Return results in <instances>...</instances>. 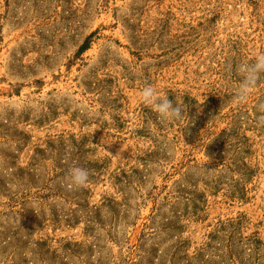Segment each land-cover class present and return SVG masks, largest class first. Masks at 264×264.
Here are the masks:
<instances>
[{
	"label": "rangeland",
	"instance_id": "374dc122",
	"mask_svg": "<svg viewBox=\"0 0 264 264\" xmlns=\"http://www.w3.org/2000/svg\"><path fill=\"white\" fill-rule=\"evenodd\" d=\"M258 52L264 0H0V264H264Z\"/></svg>",
	"mask_w": 264,
	"mask_h": 264
},
{
	"label": "clouds",
	"instance_id": "9594fccd",
	"mask_svg": "<svg viewBox=\"0 0 264 264\" xmlns=\"http://www.w3.org/2000/svg\"><path fill=\"white\" fill-rule=\"evenodd\" d=\"M252 63H240L236 66V73L241 77L240 83L234 92V102L237 105L247 103L249 97L260 81L261 75L264 74V52H258L254 56ZM139 102L149 107L163 120L172 122L182 117V108L175 104L173 100L166 95L160 94L151 84H146L139 92ZM258 113L256 124L264 127V100L255 105ZM208 160L205 161V163ZM89 171L80 166H72L69 169L68 177L69 191L86 187L89 181Z\"/></svg>",
	"mask_w": 264,
	"mask_h": 264
}]
</instances>
